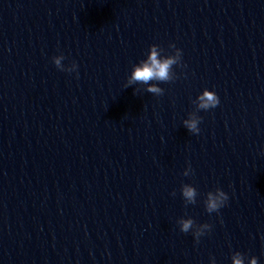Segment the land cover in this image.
Wrapping results in <instances>:
<instances>
[{"label":"clouds","instance_id":"clouds-1","mask_svg":"<svg viewBox=\"0 0 264 264\" xmlns=\"http://www.w3.org/2000/svg\"><path fill=\"white\" fill-rule=\"evenodd\" d=\"M169 48L173 49V54L162 55L163 49L156 44L149 46L146 58L134 64L130 75L127 79L125 88L133 84L146 85V91L154 95H162L164 89L161 88L159 83H167L174 81L176 73L173 71L174 65H181L182 53L181 50L176 48L174 44H170ZM65 59L63 54L52 57V62L60 71L69 73L75 72L78 76V65L72 62L69 66L65 67L62 61ZM156 82V83H154ZM196 105V111L190 112L188 118L183 121V125L192 134L200 132L199 124L202 118L197 115L201 110L207 111L217 107L220 99L215 91L204 89L197 98L193 101ZM192 172L189 165L183 172L184 176L190 175ZM181 194L185 202V206L195 204L198 195L197 189L190 184H182ZM172 195H175L173 192ZM229 199L228 194L220 188L214 191H209L204 200L205 210L211 213H219V210L224 207ZM180 231L183 233L192 232L194 238L199 241V238L211 230V225L197 224L192 218H180L177 221ZM210 264H216L215 258H210ZM231 264H246V256L240 251H235L231 254ZM247 264H258V258L255 256L247 257Z\"/></svg>","mask_w":264,"mask_h":264}]
</instances>
